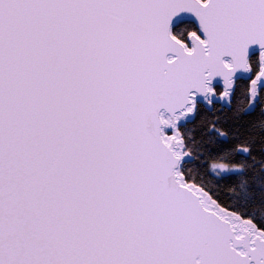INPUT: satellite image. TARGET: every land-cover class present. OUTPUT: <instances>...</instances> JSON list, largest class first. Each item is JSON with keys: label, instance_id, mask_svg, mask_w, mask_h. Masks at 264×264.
I'll list each match as a JSON object with an SVG mask.
<instances>
[{"label": "snow or ice", "instance_id": "snow-or-ice-1", "mask_svg": "<svg viewBox=\"0 0 264 264\" xmlns=\"http://www.w3.org/2000/svg\"><path fill=\"white\" fill-rule=\"evenodd\" d=\"M0 264H264V0H0Z\"/></svg>", "mask_w": 264, "mask_h": 264}]
</instances>
